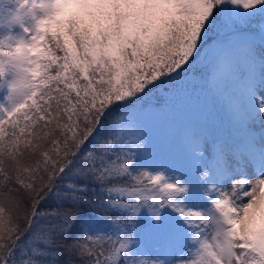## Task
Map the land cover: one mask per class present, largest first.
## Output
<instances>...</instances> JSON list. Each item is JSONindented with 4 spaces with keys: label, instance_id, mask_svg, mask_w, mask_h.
Here are the masks:
<instances>
[{
    "label": "snow or ice",
    "instance_id": "snow-or-ice-1",
    "mask_svg": "<svg viewBox=\"0 0 264 264\" xmlns=\"http://www.w3.org/2000/svg\"><path fill=\"white\" fill-rule=\"evenodd\" d=\"M0 12V264H264V132L188 126L180 152L157 159L135 107L206 62L218 98L264 125L252 70L264 0H0ZM253 21L243 42L206 48L213 29ZM86 214L103 226L79 228Z\"/></svg>",
    "mask_w": 264,
    "mask_h": 264
},
{
    "label": "rangeland",
    "instance_id": "rangeland-1",
    "mask_svg": "<svg viewBox=\"0 0 264 264\" xmlns=\"http://www.w3.org/2000/svg\"><path fill=\"white\" fill-rule=\"evenodd\" d=\"M242 30L245 29L242 28ZM214 31L219 30L213 29L210 34H214ZM255 31H258V23ZM248 35L239 34V38ZM234 36L226 34L224 40L239 42ZM244 40L242 39L241 42ZM254 57L255 63L252 65V70L256 79L255 86L258 91L264 93V88L259 85L260 58L264 57V47H261L258 41L255 45ZM194 67H200V69L192 66L186 71L182 80L153 89L147 95L140 94L141 98L135 101V107L143 113L142 125L151 144L150 156L152 158H170L177 155L181 150V135L188 126L202 127L215 135L238 137L241 133H236L237 127L243 121V131L249 132L257 142L260 140L261 133L264 132V125L258 117L254 121L246 119L242 112H237L235 108L227 106L223 98H218L212 85L207 90L203 80L200 82L191 77L193 72L203 74V71H208L206 62L197 63ZM191 96L192 99H188ZM246 171L249 178H254L251 168ZM234 178L238 179L239 176ZM226 187L230 192V181ZM246 201L247 198H245ZM178 255H183V253H178Z\"/></svg>",
    "mask_w": 264,
    "mask_h": 264
},
{
    "label": "trees",
    "instance_id": "trees-1",
    "mask_svg": "<svg viewBox=\"0 0 264 264\" xmlns=\"http://www.w3.org/2000/svg\"><path fill=\"white\" fill-rule=\"evenodd\" d=\"M11 5H13V4L9 3V4L6 5V7L7 8H12ZM0 15H3V12H0ZM257 23H259V22L258 21L257 22H252L251 25L244 26L243 29H245V30L241 29L239 34H250L252 32H255ZM0 34H2V32H0ZM239 34H236L235 36L234 35L233 36L236 37L239 42H241L242 39H245L246 37L239 38ZM225 35L226 34L224 32H220V31H214V34H212V35L209 33V37L210 38H209L208 45L206 46V48L213 46L218 41L224 40ZM221 36H223V37L220 40H218L219 37H221ZM50 43H51L52 47L54 48L55 47L54 43L51 42V41H50ZM61 43H62V41H61ZM55 51H56V55H58V56L62 57L64 55L62 50L56 49ZM129 52H130V50H129ZM129 59H131V56H129ZM60 62L62 63L63 61L61 60ZM199 64H201V63H199ZM193 68L200 69V67H194V66H193ZM52 74L53 75L55 74L54 71H53ZM183 76H185V75H183ZM204 76L206 78L209 77V70L208 71H203V74L201 72H193V75L191 77L197 79L198 81L203 80L205 82L206 78ZM80 83H83L82 78L80 79ZM210 86H211L210 82L207 83V84L205 82V85H204L205 89L209 90ZM60 87H64V86L60 85ZM201 87L203 88V84L201 85ZM65 90L67 91V89H65ZM53 95L55 96V95H58V94L56 92H53ZM72 95L74 96V93ZM0 96H2V92H0ZM188 99H192V96L189 97ZM77 226L79 228L88 229V230L94 232L96 229L102 227L103 224L98 218H92L90 214H86L81 220L78 221V225ZM150 247H151V245H150ZM64 258H65L64 256H61V260H63ZM88 260H89V257H85L83 261L79 262V264H87Z\"/></svg>",
    "mask_w": 264,
    "mask_h": 264
}]
</instances>
